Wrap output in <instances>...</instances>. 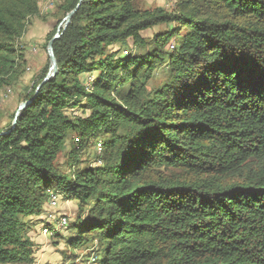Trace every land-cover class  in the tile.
Returning <instances> with one entry per match:
<instances>
[{
	"label": "trees",
	"instance_id": "obj_1",
	"mask_svg": "<svg viewBox=\"0 0 264 264\" xmlns=\"http://www.w3.org/2000/svg\"><path fill=\"white\" fill-rule=\"evenodd\" d=\"M174 4L82 0L54 40L56 75L0 130V264H33L27 220L44 214L48 186L87 207L67 246L85 258L96 244L98 264H264V0ZM38 14L37 0H0V89L19 78L17 42ZM171 22L148 54L107 50L144 47L142 31ZM82 99L88 113L70 116ZM70 133L80 147L105 136L99 165L56 169Z\"/></svg>",
	"mask_w": 264,
	"mask_h": 264
},
{
	"label": "rangeland",
	"instance_id": "obj_2",
	"mask_svg": "<svg viewBox=\"0 0 264 264\" xmlns=\"http://www.w3.org/2000/svg\"><path fill=\"white\" fill-rule=\"evenodd\" d=\"M39 14L27 20L25 31L17 42L18 49L22 52L25 63L19 78L11 85L0 89V130L6 128L11 122L18 105L24 101L27 93L31 92L37 81L48 71L49 59L47 55V43L49 36L56 32L57 27L65 14L61 9L62 0H37ZM175 0H136V6L140 9H152L154 7H163L172 11L175 7ZM178 23L171 22L167 24L156 25L141 32L146 40L144 47L136 46L131 40L125 44H114L107 47L108 51H117V57H122L128 53L132 55L148 54L154 46L153 37L158 33L171 31L177 27ZM179 29L176 32L181 33ZM175 34L169 43L165 46L168 50L169 44L174 43L178 37ZM99 75V71L86 72L82 74L81 81L86 87H90ZM165 78V68L160 66L156 68L153 76L148 81V88L161 84ZM85 100L73 108H69L67 113L70 116H84L88 110L84 108ZM105 136L91 138L85 146L80 147L76 142V134L70 133L66 139L63 150L57 155L55 167L63 173H73L76 170H82L86 167L96 166L98 154L96 152L97 141H103ZM74 150V154L71 151ZM74 156V157H73ZM81 211L78 202L74 197H67L60 193L57 213H63L68 219V224L64 227H55L49 225L50 233L42 232V224H46L43 214L32 216L27 220V235L34 243V261L33 264H74L78 257H82L83 250H72L67 246V240L73 236L77 229L75 222L78 217H84L87 207H82ZM92 247L98 256L101 255V247L96 244L88 243L82 248L85 251ZM88 255V256H89ZM87 256V257H88ZM85 257V258H87ZM84 258V257H83ZM77 264V263H76ZM98 264V260L96 261Z\"/></svg>",
	"mask_w": 264,
	"mask_h": 264
},
{
	"label": "built area",
	"instance_id": "obj_3",
	"mask_svg": "<svg viewBox=\"0 0 264 264\" xmlns=\"http://www.w3.org/2000/svg\"><path fill=\"white\" fill-rule=\"evenodd\" d=\"M169 49H173L175 44L171 43L168 45ZM77 140V139H76ZM96 152L98 155L102 152V144L101 141H98L96 143ZM97 165L101 163V160L97 158L96 160ZM45 193L47 196L46 201V209L43 214V219L46 222V224H42V232L43 233H50L49 225H53L55 227H64L68 224V219L65 214L57 213L56 208L58 207V201L60 198V192L56 190L55 188L48 186L45 189ZM83 256V255H82ZM98 260V256L91 254L87 258L78 257L76 262L74 264H96V261Z\"/></svg>",
	"mask_w": 264,
	"mask_h": 264
},
{
	"label": "water",
	"instance_id": "obj_4",
	"mask_svg": "<svg viewBox=\"0 0 264 264\" xmlns=\"http://www.w3.org/2000/svg\"><path fill=\"white\" fill-rule=\"evenodd\" d=\"M82 2V0H79L78 3L76 4V6L70 10L69 12L66 13V15L63 17V19L61 20V22L59 23L57 30L55 32V34L52 36V38L49 40V42L47 43V55H48V59H49V67H48V71L45 74L44 78L42 79V81L37 85L35 92L40 88V86L48 81L49 79H51L52 77H54L58 71V65H57V61L54 55V51H53V42L55 39L59 38L60 35L63 33L64 29L68 26V24L71 21L72 16L74 15L76 9L79 7L80 3ZM36 94V93H35ZM34 97L25 100L23 102H21L15 113H14V117L12 120V126H14L16 124L17 119L19 118L22 110L33 100ZM5 133L0 132V134Z\"/></svg>",
	"mask_w": 264,
	"mask_h": 264
},
{
	"label": "crops",
	"instance_id": "obj_5",
	"mask_svg": "<svg viewBox=\"0 0 264 264\" xmlns=\"http://www.w3.org/2000/svg\"><path fill=\"white\" fill-rule=\"evenodd\" d=\"M83 74H85V73H83ZM82 76V75H81Z\"/></svg>",
	"mask_w": 264,
	"mask_h": 264
}]
</instances>
